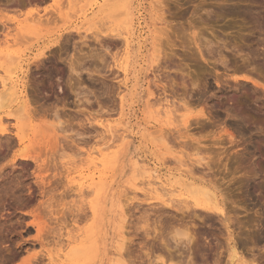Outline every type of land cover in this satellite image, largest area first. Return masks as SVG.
Here are the masks:
<instances>
[{
	"label": "rangeland",
	"instance_id": "1",
	"mask_svg": "<svg viewBox=\"0 0 264 264\" xmlns=\"http://www.w3.org/2000/svg\"><path fill=\"white\" fill-rule=\"evenodd\" d=\"M9 1L0 0V93L1 79L12 87L0 102V264H111L121 244L127 264H148L149 247L164 256L161 240L185 241L175 158L195 147L211 170L196 165L194 177H216L239 252L264 264V0ZM35 16L54 21L33 25ZM110 30L133 33L128 57ZM167 103L174 119L162 118ZM153 172L174 197L145 194ZM206 220L190 227L205 250L191 251L193 262L228 264L226 228Z\"/></svg>",
	"mask_w": 264,
	"mask_h": 264
},
{
	"label": "bare ground",
	"instance_id": "2",
	"mask_svg": "<svg viewBox=\"0 0 264 264\" xmlns=\"http://www.w3.org/2000/svg\"><path fill=\"white\" fill-rule=\"evenodd\" d=\"M12 1L15 3H17L18 5L19 4H21V1H19V0H11V4H12ZM65 1V0H64ZM108 1V0H107ZM106 1V2H107ZM111 1V0H110ZM4 2V1H3ZM27 2H28V0H27ZM57 3V2H56ZM111 3V2H110ZM157 3H159V2H157ZM23 4H24V2H23ZM41 4V3H40ZM67 4V3H66ZM107 4H109V3H107ZM106 4V5H107ZM161 6H162V2L160 1V3H159ZM17 5V6H18ZM35 5V4H34ZM62 5V4H61ZM105 5V6H106ZM9 6V5H8ZM26 6H28V5H26ZM30 6V5H29ZM87 6V5H86ZM160 6V7H161ZM12 7V6H11ZM16 7V6H15ZM62 7H64V6H62ZM159 7V8H160ZM3 8V7H2ZM13 8V7H12ZM17 8V7H16ZM66 8V7H65ZM102 8H103V6H102ZM105 8V7H104ZM158 8V7H157ZM162 8V7H161ZM59 9V8H58ZM57 9V10H58ZM62 9V8H61ZM101 9V8H100ZM9 10V9H8ZM50 10V9H49ZM159 10V9H158ZM163 10V9H162ZM58 11H60V9L58 10ZM57 11V12H58ZM62 11V10H61ZM61 11L59 12V13H61ZM156 11H157V9H156ZM164 11V10H163ZM15 12V11H14ZM125 12V11H124ZM126 12L127 13H130L129 12V9H126ZM125 12V13H126ZM162 12V11H161ZM51 13H52V11H51ZM119 13V12H118ZM120 13H122L121 11H120ZM163 13V12H162ZM56 14V13H55ZM124 14V13H123ZM36 15V14H35ZM61 15V14H60ZM33 16V15H32ZM62 16H64V15H62ZM119 16V15H118ZM163 16V15H162ZM27 17V16H26ZM35 17H38V16H35ZM45 17V16H44ZM51 18V17H50ZM48 19V16H47V19H48V21L49 20H51V22H52V20H53V18H51V19ZM56 19V18H55ZM45 20V22L47 21L46 19H44ZM44 20H43V17H38V18H32V23L31 24H37V26H39L38 24H43L44 23ZM26 21L28 22V19L26 18L25 19V23H26ZM47 21V22H48ZM54 21V20H53ZM57 21V20H56ZM63 21V20H62ZM50 21H49V23H51ZM3 23V22H2ZM2 23H0V24H2ZM29 24H30V22H28ZM4 24V23H3ZM30 24V25H31ZM58 24V23H57ZM123 24V23H122ZM46 25V24H45ZM49 25H51V24H49ZM48 25V26H49ZM53 25V24H52ZM51 25V26H52ZM19 26V25H18ZM106 26V25H105ZM2 26L0 25V29H2L1 28ZM3 27H4V25H3ZM20 27V26H19ZM105 28V27H104ZM114 28V27H113ZM112 28V29H113ZM5 30H6V28H4ZM107 29V28H106ZM109 29V28H108ZM107 29V30H108ZM4 30V31H5ZM119 30V29H118ZM122 29L120 28V31H121ZM125 30V29H124ZM2 31H3V29H2ZM1 31V32H2ZM88 31V30H87ZM123 31V30H122ZM77 32H79V31H77ZM84 32V31H83ZM108 32V31H107ZM110 32L111 33H113L114 35H111L113 38L115 37V38H118V39H121V41H123L122 43L125 45V49L127 50V53H125V55L127 54V56L126 57H128V54H130V48H131V44H132V40L131 39H133L132 38V34L130 35V33L129 34H124L123 32H116V31H114V30H110ZM109 32V33H110ZM129 32V31H128ZM116 33V34H115ZM8 34H9V32H8ZM8 34H6V35H8ZM79 34V33H78ZM9 35H12V33L11 34H9ZM14 35V34H13ZM80 35H81V32H80ZM99 35V34H98ZM26 36V35H25ZM72 36H73V34H72ZM100 36V35H99ZM71 37V36H70ZM98 37V36H97ZM96 37V38H97ZM103 37V36H102ZM111 37V38H112ZM98 39V38H97ZM103 39H104V37H103ZM7 40V39H6ZM17 40V39H16ZM19 41H21L20 39H19ZM116 41V40H115ZM16 43H17V41H16ZM118 43V42H117ZM116 43V44H117ZM120 43V42H119ZM9 44V43H8ZM157 51V50H156ZM159 51V50H158ZM160 52V51H159ZM12 54V53H11ZM10 54V55H11ZM10 55H6V56H8V57H11ZM42 56H43V54H42ZM91 57H92V55H90ZM89 56V58H91ZM94 56V55H93ZM130 56V55H129ZM166 56V55H165ZM14 57V56H13ZM13 57H11V59L13 58ZM41 57V56H40ZM39 57V58H40ZM48 58H50V57H48ZM87 58H88V56H87ZM93 58V57H92ZM7 59V58H6ZM10 59V58H9ZM127 59V58H126ZM159 59V58H158ZM61 60V59H60ZM79 60V59H78ZM71 61V60H70ZM40 62V61H39ZM72 62V61H71ZM73 62H75V61H73ZM70 65H69V71L71 70L72 71V73L75 71V69H74V63H69ZM77 64H79L80 65V63H77ZM68 66V65H67ZM47 67V66H46ZM128 68H130V67H127V66H125L124 67V70H125V72H126V75H127V77L129 76L128 74L129 73H127L128 72ZM77 74H80V73H78V72H76V75ZM69 75H71V73L69 74ZM73 75V74H72ZM47 76V75H46ZM75 77V76H74ZM80 77V76H79ZM126 77V78H127ZM236 79V78H235ZM234 79V80H235ZM245 79V78H244ZM60 80V79H59ZM245 80H247V79H245ZM24 82V81H23ZM42 82V81H41ZM71 82V81H70ZM1 84H2V91L3 92H1L0 93V102L3 100V95L4 94H6V93H8L11 89H12V87L11 88H9L8 87V85H7V83H6V81L5 80H2L1 79ZM38 84V83H37ZM43 84V83H42ZM51 84V83H50ZM72 84V83H71ZM20 85V84H19ZM19 85H17L18 87H19ZM21 86V85H20ZM23 86V85H22ZM72 86V85H71ZM30 88V87H29ZM23 89H25V87L23 88ZM22 89V90H23ZM31 89V88H30ZM21 90V91H22ZM26 90V89H25ZM25 90H24V93H25ZM35 90V89H34ZM63 91V89H61V87H60V92H62ZM63 93V92H62ZM34 97V96H33ZM51 97V96H50ZM240 97V96H239ZM59 98V97H58ZM166 98V97H165ZM24 101L22 102L23 104H25L26 106H28V101H27V99H26V96L24 97ZM167 99V98H166ZM166 99L165 100H163L164 102H166ZM169 99V98H168ZM124 99L122 98V101H123ZM160 101V100H159ZM35 102V101H34ZM66 102V101H65ZM164 102H162L163 104H166V103H164ZM169 102V101H168ZM30 103V102H29ZM58 103V102H57ZM161 103V104H162ZM175 103V102H174ZM37 104V103H36ZM54 104H55V102H54ZM149 104V103H148ZM160 104V105H161ZM167 104H169V105H163V106H161V110H163V114L165 115V116H161L162 118H164L165 117V119H166V117H169V118H173L174 119V115H175V112L172 110V107L173 108H176V107H174L173 106V103H167ZM184 104V108H182V109H184L183 111H185V112H187V113H191L192 112V110L193 109H191L188 105H187V103H183ZM32 105V104H31ZM66 105V104H65ZM47 106V105H46ZM56 106H58V105H56ZM55 106V107H56ZM179 107V106H178ZM48 108V107H47ZM163 108V109H162ZM45 108H43V110H44ZM64 109V108H63ZM54 110V109H53ZM159 110V109H158ZM52 111V110H51ZM55 112H58L57 111V109L56 110H54ZM159 113V115H160V110L158 111ZM233 112V111H232ZM235 112V111H234ZM177 113H179V112H177ZM203 116H205L204 115V112H203V110L200 112ZM237 113V112H236ZM56 115H57V113H55ZM235 114V113H234ZM237 115V114H236ZM189 116V115H188ZM238 116V115H237ZM172 120V119H171ZM168 121V120H167ZM170 121V120H169ZM168 121V122H169ZM175 121V120H174ZM104 126V125H103ZM105 127V126H104ZM116 131V129H115V127H113L112 125L110 126V125H106V128H105V131L108 129V131L107 132H114V130ZM189 129V128H188ZM188 129H186V130H188ZM118 131H120V130H118ZM124 131H126V132H128V130H126V129H124ZM4 132V131H3ZM157 132V131H156ZM152 133V132H151ZM162 133H164V131L162 132ZM112 134V133H111ZM124 134H127V133H125L124 132ZM113 135H114V133H113ZM116 135V134H115ZM118 135V134H117ZM116 135V136H117ZM155 135V134H154ZM161 135H163V134H161ZM120 137H122V135H119ZM117 137L118 139L120 138V137ZM124 136V135H123ZM127 136V135H126ZM126 136L125 137H122V142L123 143H125L123 146H121V148H119V152L120 151H122V149H124V147L126 146ZM113 137V136H112ZM128 138V137H127ZM157 138V137H156ZM158 138H159V136H158ZM163 138V137H162ZM115 140V139H114ZM163 140H165V139H163ZM197 145V144H196ZM198 146V145H197ZM194 147H195V145H194ZM196 149L194 150L195 151V153H193V154H190L189 152V154L187 153L186 154V152L184 151V152H179V154L181 155L180 157H177L176 156V158H175V160L177 161V165H179V171H180V174H179V179H180V181H182V183H183V190L182 191H180V194H179V196H186L187 198H183L182 200H180L179 201V204L180 205H182L183 207H180V208H177V210H178V212L179 211H181L182 212V218L181 219H178L177 217H175V218H177V222H181V227H183V233H180V234H182V236L185 238V241L184 242H181L180 240H178V238L177 237H173V236H170V237H172V238H168V239H164V240H161V238H160V236H162L161 234H160V236H159V234H158V236H157V238H160V240H161V242H162V246L160 247V251L161 252H163L165 255L163 256V254L161 255L160 253V255H156V253L151 249V250H149V248H148V251H147V257L149 258L148 259V264H194V262H193V259H192V255H191V251L193 252L194 250H196V251H198L199 253H201V251L202 250H204V249H202V248H199L200 246H202V245H197L198 243H197V241H195V239H194V235L190 232L191 230H190V227L191 226H193V224L195 223V221H196V218L199 220L200 218L201 219H203V222L208 218V219H211V218H214V217H217V219L222 223V225H224V227L226 228V240H227V245H228V251L230 252V255H229V257H230V260H228L229 262H228V264H258V263H256V261H257V259H256V257L254 256V255H252L253 257L249 260H247L245 257H244V255L242 254V253H240L239 252V247H238V243L236 242L237 240H236V238H235V231L234 230H232L233 228H232V223H234V221H233V217H231L229 214L230 213H228L227 212V209L225 208L226 207V203H227V198L226 197H224V194L222 193V191L223 190H221V188H220V186L218 185L219 183H217V181H216V177H213V178H211L208 174L206 175V176H204L203 175V177H201V178H196V177H199L198 176V174L196 175L195 173H194V167L196 166V165H198V166H205V167H207L208 168V170H211L210 168V161L208 160V159H211V158H208V156L207 155H205L204 153V155L202 154V149H199V147H198V149H197V147H195ZM185 150V149H184ZM201 150V151H200ZM183 151V150H182ZM187 151V150H186ZM204 152H205V150H204ZM178 154V153H177ZM208 154V153H207ZM174 155V154H173ZM206 156V157H205ZM193 159H192V158ZM210 157V156H209ZM104 161H105V158H103V160H102V162L104 163ZM197 167V166H196ZM213 167V166H212ZM184 169V170H183ZM200 170V169H199ZM213 171V170H212ZM193 173L196 175V177H194L195 175H193ZM206 173V172H205ZM212 174V173H211ZM148 176V181H147V183L146 182H143V184L142 185H144L145 183H146V185L148 186V190L147 191H144L143 189V191L145 192V194H148L149 196H150V194L152 193V194H156V196L158 195V192H159V194H160V192L162 193V192H165V195H167L168 194V196H175L174 194H176L175 192H174V190H171V189H169L168 188V184H166L159 176H158V174H156V172H153V173H149V174H147ZM201 175V174H200ZM213 175V174H212ZM146 177V178H147ZM175 179H176V176H175ZM252 179V178H251ZM253 180V179H252ZM251 180V181H252ZM254 183V182H253ZM182 185V184H181ZM221 185V184H220ZM222 187V186H221ZM253 187V186H252ZM146 188V187H145ZM226 189V188H225ZM138 190H139V192L140 191H142V190H140V188H138ZM137 190V191H138ZM227 191V190H226ZM161 196V195H160ZM151 197V196H150ZM152 197H153V195H152ZM180 197V198H181ZM161 198H163V197H161ZM176 198V197H175ZM155 199V198H154ZM171 199H172V197H171ZM130 200V199H129ZM170 200V199H169ZM169 200H167V201H169ZM232 200V199H231ZM123 201V200H122ZM166 201V203H168V204H170L171 202H167ZM170 201H173V202H177L176 200H170ZM178 203V202H177ZM173 204V203H172ZM171 205V204H170ZM178 205V204H177ZM166 206V205H165ZM172 206V205H171ZM151 207V206H150ZM124 209V208H123ZM184 210H186V211H184ZM180 212V213H181ZM97 213V212H96ZM233 218V219H232ZM123 219V218H122ZM126 221V220H125ZM207 221V220H206ZM217 221V220H216ZM174 223V222H173ZM177 224V223H176ZM196 225V224H195ZM176 227V226H175ZM233 227H235V225L233 226ZM178 228V227H177ZM177 228H174L173 229V231H174V233L176 234L175 236H180V234H177ZM172 229V228H171ZM175 229L177 230V231H175ZM148 233V232H147ZM179 233V232H178ZM150 234V233H149ZM156 234V235H157ZM171 234H173L172 233V231H171ZM147 235V234H146ZM170 235V234H169ZM254 240V239H253ZM157 241V240H156ZM172 241V242H171ZM174 241V242H173ZM180 241V242H179ZM123 242V241H122ZM197 243V244H196ZM200 244V243H199ZM243 244H244V242H241L240 241V245H241V247L244 249L245 247H243ZM247 244V243H246ZM69 245H70V243H69ZM125 244H121V245H119L120 246V250L118 249V251H119V256L120 257H115V258H119L118 260H115V261H113L111 264H127L128 263V260H126V258L124 257L125 255V253L123 254V251L122 250H124V246ZM183 245H185V249L182 247ZM68 246V245H67ZM199 246V247H198ZM245 246H247V245H245ZM152 247V246H151ZM203 247V246H202ZM205 247H207L206 245H205ZM65 248V247H64ZM159 248V247H158ZM204 248V247H203ZM208 248L209 249H211L212 247H209L208 246ZM249 248V247H248ZM61 249V248H60ZM127 249V250H126ZM130 247L128 246V248H127V245H126V248H125V250L126 251H129V252H127V254L128 253H131L130 252ZM182 249H184L185 251H187V257H184L183 256V254L184 253H186V252H183L182 253ZM219 249H221V246H220V248ZM246 249V248H245ZM157 250V249H156ZM212 250V249H211ZM218 250V249H217ZM216 250V251H217ZM210 251V250H209ZM215 251V249H214V253L216 252ZM158 252H159V250H158ZM203 252H205V250L203 251ZM220 252V251H219ZM219 252H217L216 253V256L218 255H222V253H219ZM254 252V251H253ZM71 253H72V250H71ZM129 255V254H128ZM131 256V255H130ZM215 256V257H216ZM64 257L66 258H68V255H64ZM176 257H178L177 258V260L179 261L178 263H175L174 261H175V259H176ZM261 258V257H260ZM130 259H132V258H130ZM184 259H186V260H184ZM32 260V259H31ZM31 260H30V262H31ZM132 260H130V262H131ZM215 262V264H220V260H219V258L217 259V257L215 258V260H214ZM196 263V262H195ZM134 264V263H133Z\"/></svg>",
	"mask_w": 264,
	"mask_h": 264
}]
</instances>
